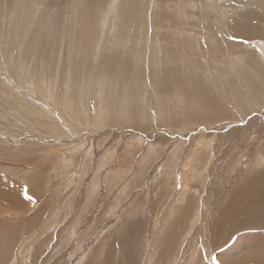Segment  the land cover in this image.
<instances>
[{"label":"rangeland","instance_id":"374dc122","mask_svg":"<svg viewBox=\"0 0 264 264\" xmlns=\"http://www.w3.org/2000/svg\"><path fill=\"white\" fill-rule=\"evenodd\" d=\"M106 2L0 0V264H264V0Z\"/></svg>","mask_w":264,"mask_h":264},{"label":"bare ground","instance_id":"6f19581e","mask_svg":"<svg viewBox=\"0 0 264 264\" xmlns=\"http://www.w3.org/2000/svg\"><path fill=\"white\" fill-rule=\"evenodd\" d=\"M242 29V28H241ZM1 46V45H0ZM163 48V47H162ZM112 55V54H111ZM83 57V56H82ZM120 59V58H119ZM252 64V63H251ZM109 65H111V64H109ZM113 65V64H112ZM10 67H11V65H10ZM224 69V68H223ZM211 70V69H210ZM125 71V70H124ZM71 76V75H70ZM210 77V76H209ZM43 78V77H42ZM157 78V77H156ZM213 78V77H212ZM218 79V78H217ZM25 81V80H24ZM218 81V80H217ZM46 82V81H45ZM54 82V81H53ZM53 82H52V85H53ZM71 82V81H70ZM124 82H125V80H124ZM37 83V82H36ZM50 83V82H49ZM213 83V82H212ZM190 84V83H189ZM36 85V84H35ZM48 85V84H47ZM67 86V85H66ZM124 86H125V84H124ZM135 86V85H134ZM94 87V86H93ZM126 87V86H125ZM8 88V87H7ZM35 88H36V86H35ZM45 88V87H44ZM43 88V89H44ZM50 88V87H49ZM39 89V88H38ZM42 89V90H43ZM47 90V89H46ZM92 90H94V89H92ZM126 90H127V87H126ZM134 90V89H133ZM50 91V90H49ZM42 92V91H41ZM260 92V91H259ZM91 93H92V91H91ZM38 94V93H37ZM45 94V93H44ZM102 95V94H101ZM242 95H243V93H242ZM84 96V95H83ZM39 97V96H38ZM47 97V96H46ZM42 99V98H41ZM53 99V98H52ZM68 99H69V97H68ZM50 100H51V98H50ZM102 100V99H101ZM51 101H53V100H51ZM78 100H76V102H77ZM99 101V100H98ZM234 101V100H233ZM69 102V105L70 104H73L74 103V101H72V100H69L68 101ZM79 102H80V99H79ZM236 102V101H235ZM104 103V102H103ZM62 104V103H61ZM94 104V103H93ZM97 104V103H96ZM253 104V103H252ZM76 105V104H75ZM105 105V104H104ZM247 105V104H246ZM84 106V105H83ZM96 106V105H95ZM102 106V105H101ZM71 108V107H70ZM101 108V107H100ZM248 108V107H247ZM94 109V108H93ZM188 109V108H187ZM71 110L72 111H74L72 108H71ZM106 110V109H105ZM41 112V111H40ZM53 112V111H52ZM86 112V111H85ZM74 114V113H73ZM106 114V113H105ZM122 114V113H121ZM85 115H87V114H85ZM85 115H84V117H83V121L85 120ZM100 115V114H99ZM103 115H104V113H103ZM127 115V114H126ZM126 115H124V116H126ZM129 115V114H128ZM79 116H80V114H79ZM214 116V115H213ZM78 117V116H77ZM145 117H143V118H141V119H144ZM103 119V118H102ZM125 119H128L127 117L126 118H124L123 120H125ZM147 119V118H146ZM104 120H105V118H104ZM88 121H90V120H88ZM103 121V120H102ZM86 122V121H85ZM105 122V121H104ZM127 122V121H126ZM46 123V122H45ZM45 123H44V125H45ZM91 123H92V121H91ZM90 123V124H91ZM101 124V123H100ZM99 124V125H100ZM49 125V124H48ZM98 125V126H99ZM100 126H102V125H100ZM86 127V126H85ZM83 128V127H82ZM89 128V127H88ZM247 128V127H246ZM59 129V128H58ZM86 129H87V127H86ZM248 129V128H247ZM247 129L245 130V133L247 134L249 131H247ZM53 131V130H52ZM206 131V130H205ZM53 133V132H52ZM97 133V132H96ZM238 133H240L241 134V132H238ZM244 133V134H245ZM228 136V135H227ZM254 136V135H253ZM105 137V136H104ZM264 137V136H263ZM202 138H204V137H202ZM225 138V137H224ZM252 138H254V137H252ZM256 139V138H255ZM262 139V141L264 140L263 138H261ZM260 139V140H261ZM259 140V141H260ZM253 141V140H252ZM258 141V140H257ZM259 141H258V143H259ZM189 143H191V141L189 142ZM256 144V143H255ZM66 145V144H65ZM189 147H190V145H189ZM245 148V147H244ZM248 148V147H247ZM247 148H245V149H247ZM261 149V148H260ZM259 148L257 149V152L260 150ZM256 152V153H257ZM260 152H261V150H260ZM240 153H242V152H240ZM264 153V152H263ZM246 153H242L241 154V156H240V158L242 157V156H247V154L245 155ZM262 154V153H261ZM240 155V154H239ZM254 156V155H253ZM258 157L259 156H256V158H254L252 161L249 159V165L245 168V169H243V170H241V169H239V168H237V169H234L236 166H237V164H236V162L238 161V158L237 157H231V160H233V161H231L232 163L230 164V165H227V163L225 164V168L223 167L224 165H222V163L223 162H221V161H215L216 163L215 164H213L212 165V168H214V174H212V176L213 175H215V176H213V178L214 177H216V175H218L220 172H224L225 174H228V170H230L231 172H232V176L233 175H235V177L238 179V181H239V184H241V185H243V186H246V187H249L254 193H264V167H262V166H259V164H258V162H257V159H258ZM240 165V164H239ZM235 166V167H234ZM216 167V168H215ZM203 180V179H202ZM7 185L11 188V189H15V190H17V188L14 186V185H12L11 183H7ZM31 188V187H30ZM32 188H34V187H32ZM29 190V189H28ZM37 192V191H36ZM227 193V192H226ZM35 194V193H34ZM228 194V193H227ZM231 194V193H230ZM80 196V195H79ZM225 196V195H224ZM229 197H227V199H226V202H229L230 200H231V197L232 196H230V195H228ZM6 199H0V201L1 202H3V201H11V199L9 198V196L8 197H5ZM81 198H83V196L81 197ZM165 198V197H164ZM31 200H33V199H31ZM83 200V199H82ZM189 202H190V200H188ZM223 201H224V198H223ZM76 202H79V201H77V200H75V203ZM83 202H85V201H83ZM188 202V203H189ZM187 203V204H188ZM81 204V203H80ZM189 206V205H188ZM219 206H222V205H219ZM83 207H84V205H83ZM164 207V206H163ZM166 207V206H165ZM218 207V206H217ZM216 207V208H217ZM78 209V208H77ZM76 209V210H77ZM188 209V208H187ZM186 209V210H187ZM208 209V208H207ZM221 209V208H220ZM219 209V210H220ZM166 210V209H165ZM216 210V209H215ZM218 210V211H219ZM224 210V207H223V209L222 210H220V212L221 211H223ZM188 211V210H187ZM186 211V213H188ZM191 211V210H190ZM43 212V211H42ZM42 212H39V213H36L35 214V216H33V218H35V217H39L40 215H41V213ZM247 212H249V214H250V216H251V218L250 219H248V220H246L245 222H237V223H235V224H233V223H231L230 221H227V220H225V222H226V224L227 223H229V229H228V231L226 230L227 228H225V226H223L224 224H225V222H223L222 220H224V219H222L220 222L221 223H219L218 222V219H215L214 221H213V232H214V241L217 243V245L219 246V242L221 241V240H223V239H225L226 238V236L229 234V233H231L232 231H241V230H246L247 232L248 231H251L252 233H256V232H260V231H263L264 230V208H257V206H255V205H250L248 208H247ZM218 213V212H217ZM189 214V213H188ZM163 215H165L164 213H163ZM191 215V214H190ZM207 215H208V212H207ZM161 216V215H160ZM185 216H187V215H185ZM167 217V216H166ZM182 217H184L183 215H182ZM193 217V216H192ZM95 218V217H94ZM164 218V217H163ZM202 218V217H201ZM26 219V218H25ZM192 220V219H191ZM2 221V220H1ZM207 222V221H206ZM218 222V223H217ZM166 223V222H165ZM222 223H223V225H222ZM203 224H204V222H203ZM166 227V226H165ZM199 227V226H198ZM225 228V229H224ZM32 230V229H31ZM197 230H198V228H197ZM200 230V229H199ZM226 230V231H225ZM196 231V230H195ZM193 234V233H192ZM196 235V234H195ZM211 235H212V233H211ZM34 236V235H33ZM59 236V235H58ZM199 236V235H198ZM55 237V236H54ZM213 237V236H212ZM33 238V237H32ZM32 238H30V239H32ZM39 237H37V239H38ZM197 238V237H196ZM195 238V239H196ZM199 238V237H198ZM204 239V238H203ZM263 239V238H262ZM117 241H116V244H117V248H115V250H116V252L115 253H113V254H111L110 256H109V261L111 260L112 261V259H113V264H129V263H131V261H130V256L129 255H127V258L126 259H124L123 261H120V263H119V261H118V259H117V254H118V247H119V245H120V243H122L123 241H119L118 239H116ZM30 241V240H29ZM36 242H38L37 240H36ZM191 242V241H190ZM224 242V241H223ZM223 242L221 243V244H223ZM31 243V242H30ZM33 243V242H32ZM196 243V242H195ZM35 244V243H34ZM190 244V243H189ZM204 244V243H203ZM202 244V245H203ZM115 245H114V243H113V247H114ZM194 246H195V244H194ZM204 246V245H203ZM214 246V245H213ZM24 247V246H23ZM36 247V246H35ZM191 247V246H190ZM189 247V248H190ZM216 247V246H215ZM214 248V247H213ZM218 248V247H217ZM113 249V248H112ZM184 249V248H183ZM253 250V249H252ZM109 250H107V252H108ZM193 251V250H192ZM207 251V250H206ZM128 253V252H127ZM185 254V253H184ZM188 254V253H187ZM111 257H112V259H111ZM185 257V256H184ZM189 257V256H188ZM187 257V258H188ZM186 258V259H187ZM108 261V262H109ZM185 261V260H184ZM134 262V261H133ZM182 264H183V262H181ZM253 264H262L261 263V259H260V257H258V259L253 263Z\"/></svg>","mask_w":264,"mask_h":264},{"label":"crops","instance_id":"0c3cea01","mask_svg":"<svg viewBox=\"0 0 264 264\" xmlns=\"http://www.w3.org/2000/svg\"><path fill=\"white\" fill-rule=\"evenodd\" d=\"M108 3H109V0H106ZM115 1H118L119 2V4H121L123 7L122 8H124L125 9V14H122V15H124V21L126 22V20H132V22L130 23V25H132L133 24V22H134V20H133V18L134 19H136L138 16H139V12H137V10L138 9H140V2L142 1L143 3H147V4H149V6H150V8L153 10V11H151V12H149V14H146V15H144V17H146L147 16V27L148 28H150V26L151 27H155V24L154 23H152V20H151V22H150V16H154L155 15V13H154V6H155V4H156V0H115ZM106 2V3H107ZM149 2V3H148ZM132 9V10H134V8H135V11H134V13L132 14V16L131 17H129L128 15V10L129 9ZM148 13V12H147ZM143 19H145V18H143ZM153 20H154V18H153ZM140 24V23H139ZM143 25H146L145 23H143ZM122 27H123V25H122ZM153 32H155V29H154V31ZM150 36H148L146 39H148ZM152 37H154V36H152ZM147 41V40H146ZM145 41V42H146ZM153 41H155V38L153 39Z\"/></svg>","mask_w":264,"mask_h":264},{"label":"snow or ice","instance_id":"6c2138e0","mask_svg":"<svg viewBox=\"0 0 264 264\" xmlns=\"http://www.w3.org/2000/svg\"><path fill=\"white\" fill-rule=\"evenodd\" d=\"M29 199H31V197H28Z\"/></svg>","mask_w":264,"mask_h":264}]
</instances>
